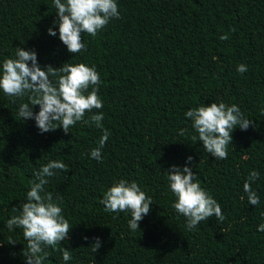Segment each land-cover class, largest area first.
Here are the masks:
<instances>
[{"label":"trees","instance_id":"trees-1","mask_svg":"<svg viewBox=\"0 0 264 264\" xmlns=\"http://www.w3.org/2000/svg\"><path fill=\"white\" fill-rule=\"evenodd\" d=\"M116 2L120 18L95 38L82 34L86 50L72 56L53 24V0H0V61L21 47L34 50L41 67L94 65L103 101L95 111H103L111 133L97 162L89 153L100 129L78 123L69 134L39 133L34 120L17 116L20 101L13 104L0 92V264H25L26 242L6 222L17 214L12 209L25 199L33 173L50 160L69 166L48 178L46 191L63 198L62 214L73 228L61 246L72 259L65 262L49 248L46 264H264V233L257 231L264 224V0ZM49 27L56 36L47 34ZM225 33L229 39L220 40ZM241 63L248 66L243 74L236 71ZM221 101L238 105L253 123L234 129L228 158L218 161L192 140L197 133L184 113ZM182 128L185 136L178 135ZM188 156L225 216L192 231L172 208L166 174L171 166L184 167ZM252 170L260 173L251 185L258 206L248 204L243 191ZM121 178L135 180L152 197L140 231L128 228L129 213H107L99 202ZM9 236L18 243L9 244ZM94 237L102 245L96 253Z\"/></svg>","mask_w":264,"mask_h":264},{"label":"clouds","instance_id":"clouds-1","mask_svg":"<svg viewBox=\"0 0 264 264\" xmlns=\"http://www.w3.org/2000/svg\"><path fill=\"white\" fill-rule=\"evenodd\" d=\"M53 7L57 16L53 24L58 26L59 40L72 56L86 50L82 34L95 38L111 20L120 18L116 0H53ZM47 34L56 36L57 31L49 27ZM219 39L228 40V33ZM236 71L243 74L248 71V66L238 64ZM101 83L94 65L65 62L59 67L50 64L41 67L36 52L21 47H16L14 58L0 61V92L13 104L20 101L17 116L22 121L34 120L39 133L61 129L69 134L70 128L78 123L100 129L102 135L97 146L89 153L90 158L97 162H102L103 149L111 135L102 123L103 111H95L103 108L98 95ZM25 98L27 102H24ZM32 106H38L39 110L33 112ZM184 115L197 133L191 137L192 140H198L204 151L218 161L228 158L234 129L239 127L246 131L253 123L245 118L238 105H227L223 101L202 104L187 110ZM187 132V128H182L178 135L185 136ZM191 163L192 156H188L184 167L171 166L166 171L168 190L174 197L172 208L185 218L188 231L195 230L212 217L220 222L225 220L221 205L201 187L196 173L188 166ZM56 170L66 173L69 166L60 160H50L33 173L25 199L19 208L14 206L12 209L17 214L6 222L8 231L19 229L26 242L21 253L25 264H46L50 257L49 248L59 250L65 262L72 259L71 251L61 246L69 239L73 228L62 214L63 198L59 194L54 198L51 192L46 191L48 178L56 176ZM259 178L260 173L252 170L243 183L248 204L253 206L259 205L260 198L251 185ZM99 202L107 213H129L128 228L132 232L140 231L139 222L149 214L153 204L152 197L142 191L135 180L123 178L113 183ZM112 218L118 219V216L113 215ZM257 231L264 233V224H260ZM82 239L87 240L88 237ZM8 243L15 245L18 241L9 236ZM90 245L92 252L96 253L102 246L100 238L94 237Z\"/></svg>","mask_w":264,"mask_h":264}]
</instances>
